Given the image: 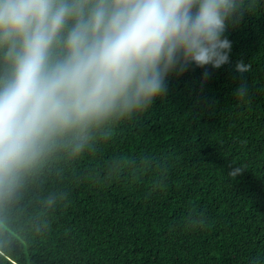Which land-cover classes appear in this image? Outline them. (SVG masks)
I'll list each match as a JSON object with an SVG mask.
<instances>
[{
	"label": "trees",
	"instance_id": "obj_1",
	"mask_svg": "<svg viewBox=\"0 0 264 264\" xmlns=\"http://www.w3.org/2000/svg\"><path fill=\"white\" fill-rule=\"evenodd\" d=\"M255 4L224 33L228 63H193L148 109L58 138L0 196V264H264V0Z\"/></svg>",
	"mask_w": 264,
	"mask_h": 264
},
{
	"label": "clouds",
	"instance_id": "obj_2",
	"mask_svg": "<svg viewBox=\"0 0 264 264\" xmlns=\"http://www.w3.org/2000/svg\"><path fill=\"white\" fill-rule=\"evenodd\" d=\"M252 7L255 0H0V196L58 138L148 109L166 95L169 75L193 63H228L224 33ZM247 94L242 82L235 95Z\"/></svg>",
	"mask_w": 264,
	"mask_h": 264
}]
</instances>
